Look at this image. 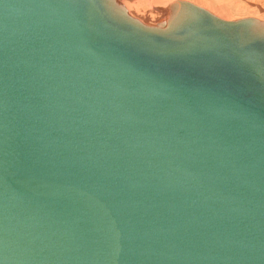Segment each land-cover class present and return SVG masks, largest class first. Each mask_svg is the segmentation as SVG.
Here are the masks:
<instances>
[{
    "label": "water",
    "instance_id": "95a60500",
    "mask_svg": "<svg viewBox=\"0 0 264 264\" xmlns=\"http://www.w3.org/2000/svg\"><path fill=\"white\" fill-rule=\"evenodd\" d=\"M208 25L0 0V264H264V34Z\"/></svg>",
    "mask_w": 264,
    "mask_h": 264
},
{
    "label": "bare ground",
    "instance_id": "6f19581e",
    "mask_svg": "<svg viewBox=\"0 0 264 264\" xmlns=\"http://www.w3.org/2000/svg\"><path fill=\"white\" fill-rule=\"evenodd\" d=\"M101 1L103 6L112 14V16L138 23V25L146 26L159 32L176 29L179 26L177 29L182 30L184 27V30L182 31L183 34L192 35L196 32L207 33V29L202 26V24L205 23L212 30H217L218 32L224 29L219 26H210L208 24H236L240 26L242 25V28L247 31L245 36L240 34L239 39L241 42L248 45L255 43L256 41L254 38L260 36L261 33L264 34V22L261 21H264V14H262L264 11L261 12L258 7L256 9H251L250 11H256L255 14L256 16H259L258 19L260 21L257 18L246 17L248 15L245 14H242V16L244 15L245 17L239 18L237 16L230 15L228 12H223L213 7V0H204V2L199 0H176L168 3L164 2L165 5H161V2L159 3L158 0ZM156 2H158L162 7H160L159 4L157 5ZM147 7L151 8L150 10L157 12L154 13L157 15L146 14L145 10ZM37 22L38 21H35V23ZM35 23L32 22V26H35ZM101 50L103 51V47H101ZM102 53H104V51ZM243 112L250 123L252 121L250 112L244 108Z\"/></svg>",
    "mask_w": 264,
    "mask_h": 264
},
{
    "label": "rangeland",
    "instance_id": "374dc122",
    "mask_svg": "<svg viewBox=\"0 0 264 264\" xmlns=\"http://www.w3.org/2000/svg\"><path fill=\"white\" fill-rule=\"evenodd\" d=\"M158 1H159V3L161 2L160 3L161 5H165V3L173 2V1H176V0H164V1L163 0L162 1L158 0ZM199 1H203L204 2V0H199ZM208 1H210V0H208ZM213 1L214 2L211 1L213 7L217 8V9L223 11V12H228V13H230V15H234V16H237L239 18L240 17H245L244 15L242 16V14H245V15H248L246 17L257 18L258 19L259 16H256V14H255L256 11L254 12V10L253 11H250V10L251 9H256L258 7L261 12L264 11V0H213ZM156 3H157V5L159 4L158 2H156ZM160 4H159V6L162 7ZM150 9L151 8L147 7L146 10H145V13L146 14H151V15H157V14H154V13H157V12H155L153 10H150ZM247 12H250V13H247ZM262 14H264V12H262ZM261 21L264 22L263 20H261Z\"/></svg>",
    "mask_w": 264,
    "mask_h": 264
}]
</instances>
